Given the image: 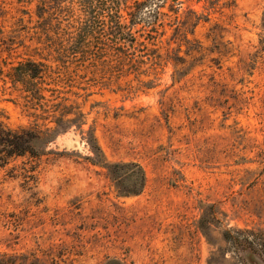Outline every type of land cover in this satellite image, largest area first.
<instances>
[{"label":"rangeland","instance_id":"1","mask_svg":"<svg viewBox=\"0 0 264 264\" xmlns=\"http://www.w3.org/2000/svg\"><path fill=\"white\" fill-rule=\"evenodd\" d=\"M178 2L208 18L194 36L212 48L215 28L223 56L173 86L167 66L127 96L31 79L24 63L43 57L34 6L0 0L3 125L54 130L62 99L84 113L0 167V264H264V0ZM129 163L144 174L134 196Z\"/></svg>","mask_w":264,"mask_h":264},{"label":"trees","instance_id":"2","mask_svg":"<svg viewBox=\"0 0 264 264\" xmlns=\"http://www.w3.org/2000/svg\"><path fill=\"white\" fill-rule=\"evenodd\" d=\"M178 1L27 0L34 6L43 56L37 62L24 63L29 77L49 80L58 90L83 81L90 87L136 96L156 88L164 69L170 66L171 85L179 84L219 60L211 56L222 38L211 28L206 39L212 48H205L194 34L208 18L181 10ZM262 25L264 29V10ZM259 46L264 49V34ZM215 54L223 56L220 51ZM35 91L41 94L43 89ZM56 113L54 130H42L34 124L15 131L4 126L0 117V167L14 157L36 156L42 135L50 131L47 139L52 140L58 134V122L80 125L84 121L80 107L66 99L56 104ZM110 166L106 161L102 165L106 170ZM122 167L139 176L140 189L131 196L138 195L144 182L142 168L134 163ZM235 243L242 250H255L252 241Z\"/></svg>","mask_w":264,"mask_h":264}]
</instances>
